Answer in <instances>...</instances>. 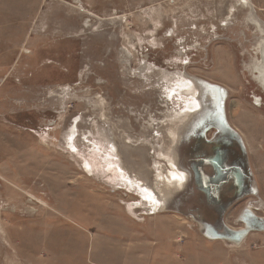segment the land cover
Returning a JSON list of instances; mask_svg holds the SVG:
<instances>
[{
	"label": "rangeland",
	"instance_id": "1",
	"mask_svg": "<svg viewBox=\"0 0 264 264\" xmlns=\"http://www.w3.org/2000/svg\"><path fill=\"white\" fill-rule=\"evenodd\" d=\"M262 48L264 0H0V264H264V230L209 240L160 200L199 78L258 189L223 222L264 219Z\"/></svg>",
	"mask_w": 264,
	"mask_h": 264
},
{
	"label": "water",
	"instance_id": "2",
	"mask_svg": "<svg viewBox=\"0 0 264 264\" xmlns=\"http://www.w3.org/2000/svg\"><path fill=\"white\" fill-rule=\"evenodd\" d=\"M192 80L201 88L202 92L206 94V97H211L215 112L209 113V115L208 108L203 104L204 112L199 117L192 119L189 124V130L191 126V134L192 132L195 133L198 128L204 129L205 125L211 122L214 124L212 128H214L217 133H220L222 136H228L234 142L232 144L229 142L225 150L218 149L216 156L209 159L210 164H213L215 173L208 176L203 175L202 171H198L195 176L199 193H201L200 195L205 199L201 204H204V206L200 207L201 213L199 212V215L200 217H206V219L210 218L212 221L208 219V223H201L198 222L195 214L193 215L192 212H189V215L191 214L190 216L200 223L201 232L207 239L222 240L240 245L251 232L264 230V219L256 216L250 208L244 209L239 217V220L243 222L245 226L244 228L235 230L223 222L227 210L236 201L245 195L258 194L256 186H249V184H247L248 181L252 180V177L249 173L247 160L245 159L247 153L246 146L241 135L227 120L225 112V104L228 98L227 89L221 85L213 84L203 79L192 78ZM226 140L229 141L228 138H226ZM235 142L240 145L239 150H236L234 146L236 144ZM238 151L241 153L240 160L235 159L237 155L236 152L238 153ZM237 161H239L240 166L237 165ZM227 182H231L235 186L238 185V192L234 197H232V194L230 200L224 201V203L221 204L219 202V191L221 185ZM235 186H233V188ZM218 203L221 204L219 207L216 206Z\"/></svg>",
	"mask_w": 264,
	"mask_h": 264
},
{
	"label": "flooded vegetation",
	"instance_id": "3",
	"mask_svg": "<svg viewBox=\"0 0 264 264\" xmlns=\"http://www.w3.org/2000/svg\"><path fill=\"white\" fill-rule=\"evenodd\" d=\"M102 52L103 50L100 47V49L98 50V54H101ZM262 54L264 56L263 48H262ZM257 70L261 76L262 83H264V61H262L261 66L257 68ZM192 82L194 81L192 80ZM194 85L198 89L197 100L199 102V106L196 107V109L198 108L196 111L192 109L194 112L193 113L191 112V114L189 115L188 121H186L184 124L182 123V126L181 128H179V131L177 133L178 136H177V141L175 144L176 145L175 146L176 148L175 162L177 164L178 170L181 171L186 176L185 184L183 186V189L177 192L176 194L171 195V193L167 192L165 194V198L160 197V200L163 201L166 209L171 208L173 210L180 211L182 208H184L185 211L192 212L193 215L195 214L198 222L208 223L209 222L208 219L210 218L206 219V217L205 218L200 217L199 215V212L201 211L200 207L204 206V204L203 205L201 204L203 203L205 199L200 195L201 193H199V190H198L199 188H198L197 180L195 179V176L198 171H202L203 175H208V176L215 173V170L213 169V164H210L209 159L216 156L218 149L225 150L227 148V145H229V142L232 144L234 141L231 140V138H229L228 136H222L220 133H217L216 130L212 128L214 124L211 122L205 125L204 129L198 128L195 131V133L192 132L191 134V126L189 130V124L192 119L199 117L204 112L203 104H205V107L208 108V114L215 112L211 97L210 96L206 97V94L202 92L201 88H199V86H197L195 82H194ZM225 112H226V104H225ZM226 117H227V112H226ZM227 120H228V117H227ZM210 132H211V135L209 134ZM68 136H67V132L63 136V140L66 143H68L69 140H72V136L70 137L71 139H68L67 138ZM226 138H228L229 141H227ZM235 143L236 144L234 146L236 147V149L239 150L240 145L237 142ZM69 144L71 146V142ZM237 165L240 166L239 161H237ZM146 170L151 172L150 168H147ZM234 170L237 174L235 167H234ZM148 174L149 173H147V175ZM147 177L148 176H146V178ZM152 183L153 182L148 183L150 187L153 186ZM232 186H235V185L231 182H227L221 185V188L219 191V194H220L219 202L221 204H223L224 201L230 200ZM189 190L192 193L193 192L195 193V191L197 190L199 194H197L195 199H194V196H189L191 193L189 195L188 194L185 195L183 198L184 191H189ZM233 190L238 192V185L235 186ZM180 196L182 197L180 198ZM183 199L186 200L187 202L183 201ZM221 204L218 203L216 206L219 207ZM210 220L212 221V219Z\"/></svg>",
	"mask_w": 264,
	"mask_h": 264
}]
</instances>
